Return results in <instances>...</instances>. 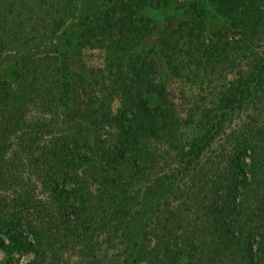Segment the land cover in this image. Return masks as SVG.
Segmentation results:
<instances>
[{"label": "trees", "instance_id": "1", "mask_svg": "<svg viewBox=\"0 0 264 264\" xmlns=\"http://www.w3.org/2000/svg\"><path fill=\"white\" fill-rule=\"evenodd\" d=\"M154 1L116 2L75 60L47 51L73 44L80 0H0V58L19 57L30 107L1 127L0 264H264V0H194L162 26L142 12ZM160 28L161 64L141 49ZM85 48L107 67H86ZM164 72L196 91L181 123ZM12 99L2 80V122Z\"/></svg>", "mask_w": 264, "mask_h": 264}, {"label": "rangeland", "instance_id": "2", "mask_svg": "<svg viewBox=\"0 0 264 264\" xmlns=\"http://www.w3.org/2000/svg\"><path fill=\"white\" fill-rule=\"evenodd\" d=\"M119 0H80L79 5V14L76 18V21L70 23V27L67 31V38L71 42V46H58V47H52L47 51V53H52L54 51L62 52L67 59L74 58L77 51H79L78 48L74 47V44L76 43V38L85 26L86 28H95L98 29V27H101L102 29H107L104 25L105 21L108 22L111 14L115 12V3ZM163 3H167L169 6H158L156 7L158 0L154 1L153 4H150L146 6L145 9L142 10L144 12V15L146 17H151L155 19V22L160 24L161 26L165 24L166 20L174 21L176 22L177 18L179 19L181 17V14L173 12V11H185L182 7L185 6V4H188L191 1L194 0H163ZM198 6L203 9V11H215V6L213 0H198L197 1ZM211 14V13H210ZM211 16L215 17L214 13L211 14ZM176 17V18H175ZM105 20V21H104ZM218 20V21H217ZM223 20L219 19L218 17L216 20H214L211 23V27L213 25H218L219 22H222ZM210 27V28H211ZM212 29V28H211ZM162 28H160L158 31H156L150 39L145 41L143 43V46L141 49L147 53L148 55H151L157 61L161 64L162 60L158 58V54H156L160 47H161V41L160 36ZM138 52V49L137 51ZM64 58V59H65ZM80 58L82 59L83 64L88 68H105L106 66V60H105V54L98 50V49H91V48H85L80 55ZM76 60V57H75ZM20 68V62L19 57L15 56L13 54H7L5 57L0 58V82L2 80H6L9 85L11 91H13L14 99H12L10 105H8L5 116H3V121L0 119V144L2 142V136H1V127L2 124L4 125L6 122L14 121V119L19 115L20 113H26L29 108H23L25 107L24 104H26V96L27 91L24 89V87H21L18 84V71ZM127 71V70H125ZM172 75V74H171ZM159 81L165 85L166 88V103L170 107V114L172 117L176 119L179 123H181L185 119V113L187 109L189 108L190 103L193 101L195 96V89L175 78L174 76H166V72L160 74ZM77 91V89H76ZM119 104L118 102H114L113 105V112L116 113L118 111ZM95 140H99L101 138H104L103 135H97L94 137ZM96 141V142H97ZM5 154L4 152H0V191H3L5 188V163L4 158ZM102 170L100 168L97 169L95 175L100 174ZM166 186L164 184H159L156 186H153L146 194V196L149 197L145 200L146 206L139 212L138 218L133 222V226L131 228V231L136 232L138 235L139 233H142L144 230V227L148 225L154 215L155 208L158 207L162 202V197L164 196ZM145 196V197H146ZM0 257H3V253H0ZM31 255H25L21 258L22 262H26L27 260L31 259Z\"/></svg>", "mask_w": 264, "mask_h": 264}]
</instances>
